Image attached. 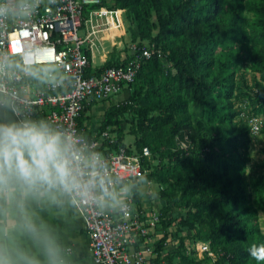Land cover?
Masks as SVG:
<instances>
[{
    "label": "trees",
    "instance_id": "trees-1",
    "mask_svg": "<svg viewBox=\"0 0 264 264\" xmlns=\"http://www.w3.org/2000/svg\"><path fill=\"white\" fill-rule=\"evenodd\" d=\"M112 7L133 12L139 47L165 56L143 62L129 96L106 109L99 130L116 134L110 148L125 146L121 123L127 113L135 116L133 145L151 151L145 178L162 186L164 234L156 251L180 208L187 232L175 231L178 245L166 254L173 264H204L208 257L189 249L198 240L229 255L228 264H258L248 249L264 243L257 215L264 210V160L245 175L250 127L235 102H245L250 116L264 114V0H114ZM242 62L257 75L253 87L236 80ZM131 192L140 203L137 188Z\"/></svg>",
    "mask_w": 264,
    "mask_h": 264
},
{
    "label": "built area",
    "instance_id": "built-area-1",
    "mask_svg": "<svg viewBox=\"0 0 264 264\" xmlns=\"http://www.w3.org/2000/svg\"><path fill=\"white\" fill-rule=\"evenodd\" d=\"M31 2V12L22 15L16 10L18 0H0L8 8V14L0 18V57L7 60L10 56L15 63L14 69L0 76V91L8 94L23 116L47 120L79 136L86 153L100 155L113 189L119 182L132 180H142L147 186L155 183L145 178L144 160L151 156L148 146L137 150L125 142V146L110 148L117 141L115 133L106 129L98 139H90L78 119L86 106L110 100L129 87L144 61L153 55L164 60L163 51L133 43L120 58L121 64L98 70L92 62L93 49L96 39L110 32L114 14L121 10L112 7L114 0ZM79 30L84 31L83 36ZM29 57L42 70L38 79L22 69ZM240 117L252 134L259 133L264 123L260 115L250 116L242 108ZM122 199L123 210H102L94 200L75 206L90 236L93 260L98 264H173L166 258L178 245L173 226L168 228L160 253L156 251L164 234L160 208L137 203L130 192ZM189 249L199 258L211 257L213 264L220 258L228 264L229 255L214 252L209 241L198 240Z\"/></svg>",
    "mask_w": 264,
    "mask_h": 264
},
{
    "label": "clouds",
    "instance_id": "clouds-1",
    "mask_svg": "<svg viewBox=\"0 0 264 264\" xmlns=\"http://www.w3.org/2000/svg\"><path fill=\"white\" fill-rule=\"evenodd\" d=\"M32 8L31 0H18L20 14L27 15ZM7 14L8 8L0 5V18ZM10 61V56L7 60L0 57V76L15 68ZM22 69L37 79L42 75L30 57ZM0 110L17 117L0 119V264H67L57 235L35 209L75 207L94 200L102 210H123L122 197L128 189L117 192L111 187L100 155L86 153L73 132L23 116L2 91ZM248 253L264 264V243L252 244Z\"/></svg>",
    "mask_w": 264,
    "mask_h": 264
},
{
    "label": "crops",
    "instance_id": "crops-1",
    "mask_svg": "<svg viewBox=\"0 0 264 264\" xmlns=\"http://www.w3.org/2000/svg\"><path fill=\"white\" fill-rule=\"evenodd\" d=\"M104 38L105 36L101 35V45L95 46L93 49L92 62L96 67L102 66L106 61L111 59L110 53L113 49V35L110 34V32L108 33V38L111 41V48L107 50L103 46ZM97 58L99 62L96 60ZM128 96L121 98V100L118 101H114L113 96L112 99L107 101L91 103L88 105V109L85 112L84 118L82 120V126L79 127L88 134L90 139H98L100 136L99 130L104 119V113L106 109L111 104H117L119 101L126 99ZM5 115L15 119L10 111L5 113L3 110H0V119H3ZM133 187H136L138 190L140 198L139 204L150 206L151 203H149L147 195V185L142 180L119 182L114 189L119 192L121 188H127L128 192L132 193L131 190ZM152 206H155L154 202L152 203ZM106 209L113 208L106 207ZM35 210L57 235L65 250L67 264H98L93 260L92 257L90 236L85 227L84 220L74 206L67 204H65L63 207L45 206L37 207ZM25 243L28 242L25 241ZM206 257L208 258H205L206 260L204 264H213L211 257Z\"/></svg>",
    "mask_w": 264,
    "mask_h": 264
},
{
    "label": "rangeland",
    "instance_id": "rangeland-1",
    "mask_svg": "<svg viewBox=\"0 0 264 264\" xmlns=\"http://www.w3.org/2000/svg\"><path fill=\"white\" fill-rule=\"evenodd\" d=\"M84 31L79 30V35L83 36ZM110 34L113 35L112 41V51L110 53L111 60H119L122 56L127 54L130 50V45L133 43H137L139 40V30L137 27V22L134 18L133 12L121 9L114 14L113 26L110 30ZM105 36L103 41V46L105 49L111 48V41L108 38V33H103ZM101 40L98 37L95 41V46H100ZM98 61V58L96 59ZM99 62V61H98ZM236 80L241 81L244 85L253 87L254 82L257 79V75L254 74L249 68L247 62L240 63L238 70L236 71ZM130 90H132V86L125 87L123 91L114 96V101L121 100V98H125L130 94ZM120 102V101H119ZM235 105H239L243 110L248 114V106L245 102L236 101ZM193 105L191 104V108ZM260 118L264 120V114L260 115ZM245 120V119H244ZM135 123V116L132 113H127L121 123L122 130L124 132V140L126 143L133 144L136 139V136L132 133V124ZM250 143L248 148L249 160L246 164L245 175H247L251 167H256L262 160H264V132L261 130L257 134H252L250 132ZM184 144V142H182ZM156 155L154 156V158ZM156 162V159H154ZM162 189V186L159 183H153L152 185L147 186V195L149 199L150 206L152 203H155V208H160L164 201L159 197V190ZM175 219L173 223V228L175 231H180L181 233H186L181 224L180 220L185 216V210L176 208L173 210ZM260 229L264 232V210L257 211Z\"/></svg>",
    "mask_w": 264,
    "mask_h": 264
}]
</instances>
